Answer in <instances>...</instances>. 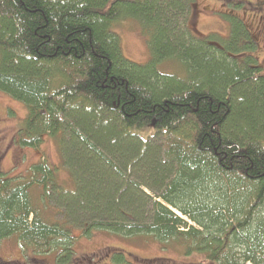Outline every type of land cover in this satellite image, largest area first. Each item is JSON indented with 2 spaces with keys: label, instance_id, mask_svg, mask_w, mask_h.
Segmentation results:
<instances>
[{
  "label": "trees",
  "instance_id": "obj_1",
  "mask_svg": "<svg viewBox=\"0 0 264 264\" xmlns=\"http://www.w3.org/2000/svg\"><path fill=\"white\" fill-rule=\"evenodd\" d=\"M228 1V31L203 35L195 0H0V94L26 109L13 145L42 155L51 137L61 155L13 175L0 165V246L70 264L79 235L107 231L264 264V50L235 12L263 16L264 0ZM128 19L148 36L145 63L122 54L113 27ZM111 262L168 264L122 249Z\"/></svg>",
  "mask_w": 264,
  "mask_h": 264
},
{
  "label": "rangeland",
  "instance_id": "obj_2",
  "mask_svg": "<svg viewBox=\"0 0 264 264\" xmlns=\"http://www.w3.org/2000/svg\"><path fill=\"white\" fill-rule=\"evenodd\" d=\"M248 3H255L254 0H245ZM221 6H218V3ZM230 6L228 0H195L194 13L191 18V24L203 35L206 33L217 32L226 33L228 31L227 23L224 21L222 14L224 10L220 8H227ZM242 8L235 11L243 20L248 24L251 32L255 36L257 42L264 50V15L255 17L259 13L252 12L245 7V11L249 12V15H255L253 18L246 17L248 12H244L243 15L240 12ZM225 11H228L225 9ZM212 12V13H211ZM208 14V15H207ZM253 20V22L251 21ZM114 31L121 39V49L123 56L131 62L141 64L145 63L149 58V50L147 46V35L142 32L139 23L134 19H128L114 23ZM221 31V32H219ZM261 58L264 60V51ZM165 66V65H163ZM162 67V66H161ZM166 67V71L169 74L179 73L178 70L171 64ZM162 70V69H161ZM26 116V109L24 105L5 94H0V141L1 148L4 149L7 146L6 154H4L2 169L9 172L11 175L19 172L25 173L28 169L26 162H31L38 158L39 152L32 150H25V154L22 149H18L13 145L14 137L19 133L24 118ZM20 127V129H19ZM16 132V134H15ZM135 132L141 137L146 139L151 133V129H136ZM58 150L60 158V150L58 147L57 139L47 137L44 144L41 147V152L44 153L40 156L43 158H50ZM58 158V157H57ZM58 158V159H59ZM23 163V164H22ZM58 181L64 188H73L68 172L59 163ZM19 166V167H18ZM156 194V190H153ZM147 194L152 195V192L146 190ZM40 191L34 189V196L40 197ZM46 214L53 220L61 219V215L53 206H49L45 210ZM76 231L75 233H78ZM95 233H89L87 236H78L74 245L75 256L71 260L70 264H112L111 253L118 249H122L127 253L143 258L145 260L164 258L168 264H217L213 261H207L202 255L193 253L190 255H184L175 249H161L156 243L151 242V238L144 239L139 237H119L108 233L107 231H94ZM86 237V238H85ZM8 243V244H7ZM3 242L0 246V258L4 261H9V264H56L55 255H25L17 246L14 240L9 242ZM74 254V253H73ZM73 256V255H72ZM71 256V257H72ZM3 264V263H2Z\"/></svg>",
  "mask_w": 264,
  "mask_h": 264
}]
</instances>
